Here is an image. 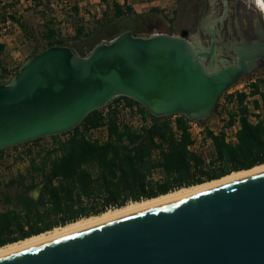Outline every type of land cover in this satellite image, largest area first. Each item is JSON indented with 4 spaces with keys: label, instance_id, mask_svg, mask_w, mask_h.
<instances>
[{
    "label": "water",
    "instance_id": "1",
    "mask_svg": "<svg viewBox=\"0 0 264 264\" xmlns=\"http://www.w3.org/2000/svg\"><path fill=\"white\" fill-rule=\"evenodd\" d=\"M223 10L200 25L207 45L197 31L125 29L85 55L67 45L39 49L0 83V150L63 134L117 96L155 116L207 118L264 64V32L249 41L238 32L242 44L228 45L213 27ZM0 264H264V170L0 255Z\"/></svg>",
    "mask_w": 264,
    "mask_h": 264
},
{
    "label": "trees",
    "instance_id": "2",
    "mask_svg": "<svg viewBox=\"0 0 264 264\" xmlns=\"http://www.w3.org/2000/svg\"><path fill=\"white\" fill-rule=\"evenodd\" d=\"M1 8L0 31L1 25L10 19L26 37L30 36L29 26L14 11L6 16L5 7ZM109 8L113 19L105 20L100 26L113 24V36L125 29L134 34H149L155 29L146 24L141 15L129 7L122 8L117 1H112ZM156 11L151 9V13ZM72 12H78L77 4ZM125 20L127 26L122 22ZM82 33L80 25L71 39L65 40L56 37L54 27L44 25L41 37L45 44L33 53L56 44L67 45L85 55L92 46H85L84 38L89 33ZM3 47L0 42V51ZM262 82L257 80L248 85L247 92L236 91L228 96V101L235 102L238 111L235 142H227L223 132L204 129L203 141L210 140L212 147L208 159L191 149L194 139L189 130L190 119L181 114L155 116L140 103L124 96L120 97L129 107H136L145 124L133 126L119 121L116 108H108L104 113L102 109L109 106L108 103L89 112L73 129L48 136V144L36 152L28 151L24 171L11 177L0 194V245L120 207L129 201L155 197L264 163V119L255 115L257 120H250L246 104L248 97L259 96L264 106V89L259 87ZM252 105L259 108L258 100L253 99ZM233 122L234 115H230L227 125ZM80 126L83 130H79ZM97 128H105L104 140L87 134ZM61 135L68 136L61 138ZM42 139L44 137L29 142Z\"/></svg>",
    "mask_w": 264,
    "mask_h": 264
},
{
    "label": "rangeland",
    "instance_id": "3",
    "mask_svg": "<svg viewBox=\"0 0 264 264\" xmlns=\"http://www.w3.org/2000/svg\"><path fill=\"white\" fill-rule=\"evenodd\" d=\"M1 6H4L3 10L6 14L10 11H14L16 16L24 21L29 26L30 36L26 37L20 28L13 23L10 19H7L4 24L1 25L0 38L6 45V50L2 55L7 62H10V69L16 71L17 64L24 61L29 57L33 51L44 45L45 40L41 37V32L44 31V25L52 26L56 29L57 38H63L65 40L71 39L77 28L81 25L83 27V34L89 33L88 37H85V43L92 45L93 42H99L101 37L111 36V31L114 29L113 24H105L103 27L100 24L105 20L113 19L112 10L109 8L112 1H119L123 4L124 0H41L40 3H36L33 0H0ZM132 3H142L149 0H129ZM156 2L158 11L152 14V17L141 18L146 24L154 26L156 29L162 30L166 33L177 34L182 30H187L188 36L194 35L196 31L193 30L194 19L187 5V0H152ZM252 0H246L248 9L254 13L256 17L263 19L260 11L253 6ZM78 5V12H72V7ZM12 7V8H10ZM104 13H107L106 16ZM102 21V22H101ZM125 26L128 25V21H122ZM111 33V34H110ZM203 43V38L200 36ZM13 58L17 59L16 66L13 67ZM19 65V64H18ZM262 80L259 84L261 89H264V65L258 69H255L243 76H241L236 83L232 84L219 98L215 110L207 118L203 119L200 123L204 127H211L215 132L226 131L229 135H233V128L227 125L230 115H236L237 106L235 102L228 101V96L241 91L242 89L249 90L248 85L250 83ZM259 99V96H254L246 99V104L250 109V120L256 121L257 116L264 119V106L259 107V110L253 108L252 100ZM127 103L122 98L116 99V102ZM108 110V106L102 109L105 113ZM117 117L135 124L139 122V114L134 111H126L119 108ZM238 112V111H237ZM224 116V118H220ZM141 117V116H140ZM234 123V122H233ZM206 125V126H205ZM79 130H83L80 126ZM88 133L92 137L101 138L104 135L103 129H92ZM68 135H61V138H65ZM50 142L49 137L37 142H25L16 146L8 147L0 152V194L5 190V184L7 181L16 175L19 171H24L26 167L27 153L29 150L33 152L38 151L41 146ZM197 152L206 159L210 157L212 153V147L209 143H203L198 147H195ZM11 189V188H10ZM45 232V231H44Z\"/></svg>",
    "mask_w": 264,
    "mask_h": 264
},
{
    "label": "bare ground",
    "instance_id": "4",
    "mask_svg": "<svg viewBox=\"0 0 264 264\" xmlns=\"http://www.w3.org/2000/svg\"><path fill=\"white\" fill-rule=\"evenodd\" d=\"M253 3H254V6L262 12V15L264 17L263 1L253 0ZM262 170H264V163L255 165L249 169L232 171L216 179L207 180L201 183L192 184L188 186H183V187L171 190L167 193L157 195L155 197L141 199L138 201H129L120 207L109 208L99 214L81 217V218L76 219L75 221H72V222H69L63 225L55 226L52 229L47 230L45 232L34 234L24 239H20L14 242L0 245V255L10 253L13 251H17V250H21V249L31 247L34 245H38L48 240L55 239L57 237H60L62 235H65V234H68L74 231L87 229L89 227L113 220L125 214L142 211L144 209H147V208H150V207H153L155 205H159L165 202L189 197L194 194L211 189L213 187L219 186L221 184L228 183V182L243 178L245 176L255 174Z\"/></svg>",
    "mask_w": 264,
    "mask_h": 264
},
{
    "label": "flooded vegetation",
    "instance_id": "5",
    "mask_svg": "<svg viewBox=\"0 0 264 264\" xmlns=\"http://www.w3.org/2000/svg\"><path fill=\"white\" fill-rule=\"evenodd\" d=\"M187 2L194 19L193 30L199 33L205 45L209 43L210 36L203 33L200 25L218 19L224 13V4L226 6L225 16L220 21H217L213 27L219 29L225 43L235 47L240 46L242 42L238 36V32H241L247 41L257 38L264 32V17L262 12L259 10L263 19L256 17L248 9L246 0H225L224 3L221 0H187ZM251 3L254 6L253 0ZM217 43L219 44L218 39ZM228 52L232 53L233 50Z\"/></svg>",
    "mask_w": 264,
    "mask_h": 264
},
{
    "label": "built area",
    "instance_id": "6",
    "mask_svg": "<svg viewBox=\"0 0 264 264\" xmlns=\"http://www.w3.org/2000/svg\"><path fill=\"white\" fill-rule=\"evenodd\" d=\"M110 39H107V40H103L104 42H108ZM15 71H12V72H10V73H7L6 75H4L3 77H2V82H0V83H6L7 81H9V79L11 78V76L13 75V73H14ZM118 98H121L120 96H117V97H115L114 98V100L111 102H109L110 103V105L108 106V108H116L117 110H119V108L121 109V106L123 107V110H126V111H134V110H136V107L134 106V107H129L126 103H123L122 101H121V103L120 102H116V105H114L113 104V102L116 100V99H118ZM123 99V98H122ZM107 105V104H106ZM107 107V106H106ZM139 114V113H138ZM118 115V114H117ZM118 118V117H117ZM220 118H224V116H220ZM118 120L119 121H123V122H125V123H128V124H130V125H133V126H140V125H143V124H145V122L144 121H142L141 120V117H140V114H139V122L137 123V124H135L133 121H131V122H127V121H124V120H122V119H120V118H118ZM191 120V119H190ZM201 122H198V120H191L190 122H189V130H190V132H191V134H192V137H193V139H194V143H193V145L191 146V149L193 150V151H195V152H197V150L195 149V147H198V146H200V145H203V143H209V144H211V142H210V140H206L205 142L203 141V131H204V129L205 128H208V129H210V130H212L214 133H219V132H215L211 127H207L206 125V127H204L203 125H201L200 124ZM231 127L233 128V135H229L226 131H222L223 133H224V137H225V140L227 141V142H235L236 141V137H235V132H236V130H237V128L239 127V122H238V112L236 111V115L234 116V123L231 125ZM97 129H103L104 130V135H103V137H101V138H99V139H101V140H104L105 138H106V131H105V128H97ZM89 131H91V130H89ZM88 131V132H89ZM87 132V134L88 135H90L91 136V134L90 133H88ZM97 138V137H96ZM198 153V152H197ZM199 154V153H198Z\"/></svg>",
    "mask_w": 264,
    "mask_h": 264
},
{
    "label": "crops",
    "instance_id": "7",
    "mask_svg": "<svg viewBox=\"0 0 264 264\" xmlns=\"http://www.w3.org/2000/svg\"><path fill=\"white\" fill-rule=\"evenodd\" d=\"M118 3L122 5V8H125L126 9V8L129 7L134 13L141 15L143 18L144 17H147V18L148 17H150V18L152 17V14H154V13H151V9L152 8H155L158 11V9L156 7V2L155 1H152V0H149L147 2H142V3H139V4L132 3L129 0H124L123 4L120 3L119 1H118ZM153 32H163V31L155 28V29H153ZM112 37H114L112 34L109 37H101L99 39V41L107 40V39H110ZM0 42L4 46L3 49H2V51H0V82H2V77L4 75H6L7 73L12 72V70L10 69V62H7L4 58H2V55L4 54V52L6 50V45L3 43V41H2L1 38H0ZM97 42H93L92 45H88V43L87 44L85 43V46L86 47H90V46H93ZM14 61L16 62L17 59L13 58V62ZM15 62L13 64H11V65H13V67L16 66ZM18 64H20V62ZM18 64H17V66H18ZM241 91L247 92L246 89H242ZM248 98H250V97H248ZM257 100H258L259 107L263 106L261 104V101H259V99H257ZM257 110H259V108H257Z\"/></svg>",
    "mask_w": 264,
    "mask_h": 264
}]
</instances>
